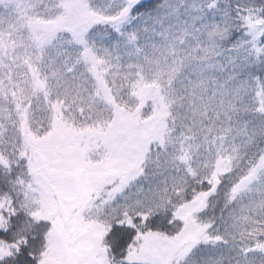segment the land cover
I'll use <instances>...</instances> for the list:
<instances>
[{
  "label": "snow or ice",
  "instance_id": "snow-or-ice-1",
  "mask_svg": "<svg viewBox=\"0 0 264 264\" xmlns=\"http://www.w3.org/2000/svg\"><path fill=\"white\" fill-rule=\"evenodd\" d=\"M150 3L153 0H122L119 4L97 7L90 0H76L75 4L69 0H51L44 5V13L52 19L38 23L30 46L35 49V59L44 63L47 57V65L58 86L74 90L78 80L89 79V69L96 72L113 61L123 67L121 57L113 56L109 46H98L97 40L114 42L117 48L123 43L133 50L129 54L137 57L128 68L148 66L154 72L162 86L159 99L165 102V107L178 101L181 106L191 102L194 134L207 136L214 132L231 135L233 139L248 136V141L264 136V121L249 135V122L244 121L241 126L238 107L243 105L249 92L256 91L253 81L259 83L260 95L264 98V80L259 73L250 71L252 64L264 61L250 60L249 55L244 54V43H227L235 35L231 24L225 22L222 26L216 22L192 31L186 21H179L180 6H174L168 0L161 5L164 9L162 19L154 22L149 14L142 20L141 9H146ZM184 3L185 0H180L181 5ZM74 7L86 13L77 28L70 26ZM218 7L219 0H210L207 5L209 10ZM169 9L176 15L175 21H172ZM255 11L261 14L256 23L250 14L240 17L243 23L238 27L253 31L256 24H264V3ZM100 25H110L111 32L90 39ZM61 30L72 32L78 45L75 53L65 47L72 46L73 40L57 35ZM54 41L58 43L54 44ZM49 46L55 47L56 51L49 53ZM81 63L86 66L84 71L78 72L77 66ZM260 71L264 72V69ZM32 87L37 92L44 90L35 79ZM12 95L15 97L16 93ZM248 141H243L245 147ZM213 180L214 183L209 181V196L223 183L216 177ZM256 183L260 187L254 191ZM246 193L264 201V150L260 152L259 162L254 160L247 174L233 183L225 207ZM24 195L26 200L31 196L30 202L11 212L9 226L0 225V264H97V253L88 246L92 233L84 230L81 217L89 209L106 212V199L96 196L94 202L89 203L93 201L89 196L69 215L59 207L54 208L56 193L46 175L38 171L30 173ZM115 203L116 198H113L112 204ZM207 207L205 201L192 215L183 211L169 213L160 228L156 227V221L161 219L158 215L137 212L131 216L125 212L107 233L108 238H115L110 245L107 264H225L226 259L227 264H264V243L238 245L235 256L229 258L210 251L221 245L227 246L230 241L216 226L215 219L206 222L199 219L198 214ZM232 227H237L235 218ZM18 229L22 230L19 238L14 236ZM253 232L264 233V229H253Z\"/></svg>",
  "mask_w": 264,
  "mask_h": 264
},
{
  "label": "rangeland",
  "instance_id": "rangeland-1",
  "mask_svg": "<svg viewBox=\"0 0 264 264\" xmlns=\"http://www.w3.org/2000/svg\"><path fill=\"white\" fill-rule=\"evenodd\" d=\"M50 2L51 0H0V82H2L0 87H3V91H0V162L9 165L19 157L28 155L29 145L36 148L35 151L48 156L61 137L59 133L62 131L65 133L73 131L74 134L96 131L95 139L87 155L88 163L85 162L82 167L83 193L96 190L94 188L97 186H106L111 180L121 179L115 189L106 193L103 198L108 202L106 212L97 213L89 209L85 210L81 217L84 230L92 233L88 246L97 253L95 259L98 264L100 260L105 259L99 244L98 229L107 222L111 214L129 209L143 210L146 209V205L157 203L159 199L162 202L164 198H171L173 191H169L172 187L167 188L168 179L177 181V187H180L186 181L185 178H192L196 174L213 177L217 171L232 169L238 160L232 143L246 136H236L233 139L231 135L224 136L212 132L202 136L201 141H196L193 127H173L171 123L169 127L164 126L158 131L162 136L165 149L151 150L154 152L147 153L152 133L147 129L134 133V130L127 127L125 122L128 111L126 109L139 106L143 91L151 84H156L160 92L162 86L154 72L148 66H143L142 69L128 68L127 66L135 62L137 57L130 55L129 53L133 50L123 43L117 48L114 42L97 40L98 46L101 44L109 46L113 56L121 57L123 67L120 63L113 61L111 65L98 68L96 72L89 69L87 73L89 79L78 80L74 90L67 86H58L57 81L52 78V70L47 65V57L44 63L38 62L34 55L35 49L30 47L33 44L38 23L52 19L44 13V5ZM69 2L75 4L76 1L69 0ZM121 2L122 0H99L95 5L103 7L110 3ZM209 2V0H185V3L181 5L180 0H168V3L174 6H180L179 21L181 23L186 21L192 31L205 24L216 22H220L222 26L225 22L234 25L230 11L220 7L209 10L207 8ZM251 2L254 0H244V4ZM163 12L164 9L160 6L155 12L149 14L155 22L163 18ZM169 12L172 21H175V13L172 9H169ZM149 14L143 16L142 20L147 19ZM85 15L83 10L74 7L73 22L70 26L77 28ZM100 33L103 32L96 31L90 39L97 38ZM57 35L65 40H73L72 46L65 45L69 51L75 53L78 50L71 31L61 30ZM233 41L245 44L243 51L244 54L249 55L250 60L259 56L252 35L242 34ZM233 41L229 40L227 43L231 44ZM53 43L56 44L58 41ZM47 51L54 53L56 49L49 46ZM85 66L84 63L79 64L77 71H84ZM60 70L62 71V68ZM34 79L44 89L43 91L37 92L33 89ZM60 83L62 84L63 81ZM13 92L16 93L15 97L12 95ZM13 99H18L21 109L18 103L13 106ZM238 107L240 108L241 105ZM57 112H61L60 118L65 123L54 125L55 127L50 129L46 128L45 132L41 130L45 122H52L55 119ZM192 115L190 112L191 122H193ZM33 116L39 119L35 120ZM240 120L243 126L245 119L240 118ZM25 127L28 128L27 134ZM43 136H48V139L42 138ZM61 152L60 155L63 156L66 151L63 149ZM60 155L57 157L58 161L61 158ZM145 157L147 158L146 169L140 170L139 164ZM54 165L57 163L54 162L52 167ZM50 171L54 174L57 192L60 191L59 199L62 203L64 200L66 206L71 205V208L65 206V211L75 209L76 200L73 198L79 197L81 188L76 185L72 200H66L68 198L65 197L71 195L69 190L59 187L56 171L49 170V173ZM32 172L29 170L17 183L23 204H28L31 200V196L26 200L24 193L27 192V182ZM259 187L256 183L254 191ZM113 198H116L114 205ZM30 206L35 208V205ZM53 206L57 207L55 202ZM196 207L197 204H189L185 210L193 212ZM230 216L233 229L231 235L227 237L230 243L226 247L221 245L218 248L209 249L210 251H215L217 254L223 253L226 258H229L235 256L238 245L255 246L258 242H264V233L253 232V229H264V201H261L259 196L253 197L252 193H246L238 197L237 207L233 209ZM234 218L237 223L235 228L232 227Z\"/></svg>",
  "mask_w": 264,
  "mask_h": 264
},
{
  "label": "trees",
  "instance_id": "trees-1",
  "mask_svg": "<svg viewBox=\"0 0 264 264\" xmlns=\"http://www.w3.org/2000/svg\"><path fill=\"white\" fill-rule=\"evenodd\" d=\"M98 1L99 0H90L92 4H97ZM141 2H143V0H141ZM164 2L165 0H153V3H150L149 7L146 9H141L143 16L155 12ZM262 3H264V0H254V2L249 4H244V0H219V7L228 12L230 11L232 21L234 22L233 27H235H232V32L235 35L232 37L231 41L242 34L252 35L253 39L255 40L254 46L257 49L259 55L257 58H254V60L258 61H264V24H256V27L253 31H249L245 27H238V25L243 23V21L240 19L241 16H248L250 14L254 17L253 23H256V20L259 19L261 14L257 13L255 10L259 8L260 4ZM237 5L240 7L237 8ZM133 15L135 16L136 13ZM111 30L112 29L110 25H100V27L97 29V31L103 33L111 32ZM260 69H264V63L258 62L250 66V71L252 73H259L262 77V80H264V72H261ZM253 83L256 86V91L249 92V94L244 99L243 105L240 107V118L249 122V135L252 134V130H258V126L262 121H264V102H262L264 98H262L260 95L259 83L255 81H253ZM13 100V106H16L18 99ZM245 108L249 110L244 111ZM126 111H128L126 114L127 121L125 120L126 126L134 130V133L145 129L152 133L150 143L147 146V153L154 152L151 150L157 151L165 149V147L163 148L162 136H160L158 133L160 128H163L164 126L169 127L171 123V126L173 127H193V122H191L189 119V114L192 112L191 102H184L183 106H181V102H177L170 105L169 107H165V102L159 99V88L156 84H151V86L143 91L139 106L133 109H126ZM33 117L35 120L39 119V117ZM60 117L61 112H57L55 119H53L52 122H45V126L42 125L40 129L45 132L46 128L50 129V127H53L54 125L57 126L61 123H65ZM25 132L27 134V127H25ZM59 134H61V137L52 147V150L49 152L48 156H46V154H42L40 151H35L36 148L29 145V157L28 155H23L9 165L0 162V197L2 198V202L0 203V225L9 226V217L11 212L20 208L23 204L22 198H20L21 194L18 191L19 189L17 183L18 180L29 170L38 171L41 174L46 175L52 185L53 191L56 193V200L54 201L56 206L67 214H72V209L71 211H65L64 207L66 206V202L63 200L62 203V201L59 199L60 191L57 192L54 174L51 171L49 173V170L56 171L57 183L59 187H62L63 189L66 188L71 194V188L74 184L75 178L80 174V170H82V167H84V163H88L89 159L87 155L95 139L96 131L85 134H74L73 131L65 133V131H62ZM194 135L197 139L196 141H201L200 138L204 136L196 134ZM42 138L48 139V136H43ZM243 141H248V136H246L244 139L239 138L232 143V146L238 155V160L235 162L232 169L217 171L213 177H203L199 174H196L192 178H185L186 181H184L180 187H177V181H170L168 179L166 182L167 188L172 187L169 188V191H173L171 198H164L162 202L161 199H159L157 203L153 202L146 205V209L143 210L133 211L129 209L128 211H116L114 214H111L107 222L103 223L98 229L99 244L102 254L105 256V259L100 260L98 264H107V255L110 251V245L115 239L114 237L108 238L107 233L111 229L114 222L123 218L125 212L131 216H134L137 212H143L149 216L158 215L161 219L156 221V227L160 228L163 223V218L168 216L169 213L174 211H183L186 215H192L196 210L193 212L185 210L187 205L197 204V209L200 208L205 201H207L208 207L206 210L201 211L198 214L199 219L205 222L215 219L216 226L220 229L221 233H224L227 237H229L233 230L231 228L232 217L230 215L233 209H236L237 207V202H233L230 206L225 207V202L229 195V189L232 187L234 182L247 174L249 166L254 160H259L260 152L261 150H264V136H256L253 140L248 141L247 147L244 146ZM239 144H241V146ZM63 149L66 152H64L62 156L60 154L62 153L61 150ZM58 154L61 156L59 161L57 160V157H59ZM54 162H56L57 165L52 167L51 165ZM145 162H147L146 157L139 164L140 170L146 169ZM214 177L222 180L223 183L219 185V188L215 194H211L209 196V181L214 183ZM120 180L121 179L111 180L106 186H97L95 191H89L84 195L79 194L78 198H73L77 200L75 208H78V206L82 205L85 199L89 196L93 197V201L96 196L104 198L106 193L108 194L115 189ZM71 197L67 195L65 198L72 200ZM66 207L71 208V205L67 204ZM221 214H223V219L221 218ZM228 222L230 223L228 224ZM21 232L22 230L18 229L14 233V236L19 238Z\"/></svg>",
  "mask_w": 264,
  "mask_h": 264
}]
</instances>
